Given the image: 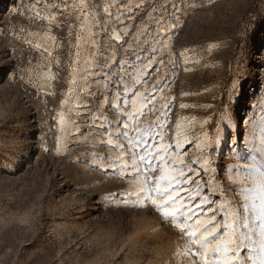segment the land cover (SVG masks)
Here are the masks:
<instances>
[{
  "label": "rangeland",
  "instance_id": "1",
  "mask_svg": "<svg viewBox=\"0 0 264 264\" xmlns=\"http://www.w3.org/2000/svg\"><path fill=\"white\" fill-rule=\"evenodd\" d=\"M14 2L0 0V159L22 158V163L0 169V264H203L189 254L188 236L172 221L163 220L150 203L140 207L131 202L135 195L126 193L138 191L145 178L125 175L130 169H109L105 161L122 154L115 145L127 148L128 140L114 135L109 144L108 134L118 131L116 121L121 122L119 130L128 121V134L134 139L148 135L142 131L136 136L134 127L158 131L165 144H174L179 134L184 149V137L196 141L208 133L214 138L230 104L236 120L243 118L260 89L257 64L264 55V19L259 17L264 16V0ZM174 3L179 8L176 15ZM128 4L140 5L138 10L133 7L131 19L125 11ZM17 6L19 13L13 11ZM105 6L111 16L103 11ZM118 12L124 13L122 21L113 22ZM116 32L122 41L114 39ZM153 48L158 49L153 59L163 63L145 69ZM112 53L127 63L123 80L115 79L119 65L109 73L118 89L101 79L99 71L95 81L91 74L81 78L103 61L111 63ZM137 53L141 61L134 59ZM142 70L150 73L143 86L133 83ZM237 79L238 97L233 95ZM158 82L155 102L141 107L142 98L131 90L143 93ZM124 84L130 89L127 104ZM89 91L93 95H87ZM132 100L144 115H135ZM129 112L134 113L131 119L121 115ZM258 112L257 108L252 117L255 125L249 121L239 128L238 146L221 145L223 151L213 153L217 164L211 172H202L204 164L197 161L211 148H197L194 142L186 150H174L196 170L191 178L201 188L208 182L203 194L215 200L212 208L224 203L225 210L244 215V196L249 194L245 189L253 188L248 166L253 158L259 164L264 155ZM93 116L103 128L90 127ZM158 119L165 127L157 126ZM77 125L83 135L77 133ZM228 139L232 142L235 136L229 133ZM166 164L174 174L171 153ZM160 175L157 169L147 180ZM217 218L223 222L221 214ZM202 219H207V212ZM191 251L203 250L193 244ZM239 255L248 258L250 251L245 248ZM217 258L208 253V259Z\"/></svg>",
  "mask_w": 264,
  "mask_h": 264
},
{
  "label": "snow or ice",
  "instance_id": "2",
  "mask_svg": "<svg viewBox=\"0 0 264 264\" xmlns=\"http://www.w3.org/2000/svg\"><path fill=\"white\" fill-rule=\"evenodd\" d=\"M121 2L124 3L125 0H121ZM14 3H16V0ZM133 7L138 10L140 5L132 6L128 4L125 8L130 19L134 16ZM58 8L59 5H56L53 8V11H56ZM13 11L19 13L20 9L17 6ZM103 11L111 16L110 8L108 6H105ZM178 12V5L174 3L172 5V15H176ZM123 14V12H118L114 17L113 22L122 21ZM259 19H264V16L259 17ZM178 26V24L170 25L169 28L175 29ZM252 30H255V24L252 25ZM123 32L126 34L129 32V29L125 28L123 29ZM114 39L116 41H122L121 33L116 32ZM156 51H158V49L153 48L152 54L147 57V62L144 64L145 69L163 63V60L153 59V55ZM77 55H79V53H77ZM109 59L111 60V63L109 60H105L100 63L97 68L86 71L81 78L84 79L91 74L93 81H95V72L99 71L101 79L111 82L113 87L118 89L120 85L114 83V80L109 76V73L112 72L113 68L119 65L120 70L114 74L115 79L123 80L127 70V63L126 61L115 59V53H112V56ZM134 59L141 61L142 54L137 53ZM257 67L260 69L258 73L261 77L260 89L250 102V111L237 121L235 112L230 104L228 110H226L221 117V124L217 126L214 138L210 137L208 133H203L202 137L197 138L196 141H191L188 140L187 137H184L183 143L185 148L182 149V141L179 134L177 135L174 144H165L158 131L152 133L147 129L141 130L138 127H134L133 131L138 137H141L142 131L148 132V135L142 136L140 139H134L133 136L128 134V121L123 122L122 130H119L121 122L116 121L115 125L118 131L109 132L108 134L107 142L109 144L114 135L123 136L128 140L127 148L123 145H115L116 147L121 148L122 154L115 159L109 158L105 161V163L108 164L109 169H116L118 171L130 169L131 171H126L124 174L133 177L143 175L145 178L138 191L135 193H126V195H135V201L131 202L138 204L140 207H146L150 203L153 210L158 211L163 220L172 221L177 229L188 236L189 254L199 257V259L203 261V264H248L249 258L252 260V264H264V155L261 156L259 164H257L255 158H253V163L248 166L253 172V188L245 189V191L249 193L244 196L245 201H248V203L244 204V215L241 216L236 209L225 210L224 203H220L216 205L215 208H212V205L215 204V200L210 198L209 195L203 194V192L207 190L208 182L203 181L204 188H201V186L197 184V181L191 178V175L196 170L185 163L182 155L175 154L174 152V150H186V147L194 142L196 143L197 148H211L212 152L204 153L200 157H197V161L203 162L204 164L201 171L211 172L213 170V165L217 164V161L213 159V153L222 152L223 148L221 145L227 146L231 143L233 147L238 146L241 141V137L238 135L239 128L249 121H252L254 125L256 124L252 117L255 110L258 108L259 124L257 126L260 131L258 139L260 152L264 154V55L260 57ZM142 73L143 75L133 80V83L143 86L144 77L150 75V73L143 70ZM248 74H250V68L246 64L244 66V75L247 76ZM87 83L88 81L85 80V84ZM240 85L241 81L239 79L233 81V88L235 90L233 93L234 96L238 97ZM123 89L125 104H127V95L130 91L128 84H124ZM131 91L132 95L136 96L137 99L142 98L141 107H143V105H149L155 102L154 93L160 91L159 82L157 85L147 88L143 93H139L138 89ZM87 95L91 96L93 93L89 91ZM120 98L121 93L117 91V101H119ZM103 103L106 105L109 104L107 96L103 97ZM131 104L135 115L142 116L145 114L136 108V100H132ZM116 107L119 108L118 103L116 104ZM166 107L167 105H165V108ZM134 113H121V115H127V117L131 119ZM84 114L85 113H81V115ZM101 115H103V113H101ZM165 118L166 116L161 117L160 119ZM96 120L97 117L93 116L90 122V127L99 126L103 128L104 124L101 123L100 125H97ZM84 123L89 124V121H84ZM156 123L158 127H165L160 124L159 119ZM204 123H207V120H205ZM64 124L63 113H61L60 130L62 133L64 131ZM77 133L79 135L84 134L79 130L78 125ZM229 133L235 136V140L232 142L228 139ZM158 137L159 139H157ZM249 138L251 137L249 136ZM103 142L104 141H101V143ZM153 148H155V151H153ZM128 149H131V152L128 155H124L123 153L127 152ZM57 151L59 152V149H57ZM170 153L172 154L173 159L171 171L174 173L171 175L169 174L170 170L166 164V160ZM177 160H179V164L176 163ZM12 163H16V165L19 166V164L22 163V158L16 162L0 159V169L8 168ZM141 165H143V167H141ZM161 165L164 167L160 168ZM157 169L161 170V175L149 182L147 177ZM200 174L201 173H196L197 177H199ZM194 184L196 185L195 188L192 187ZM110 196L111 198H115V194H110ZM125 202L127 203L130 201L125 200ZM206 212L207 219H202ZM218 214L223 216V222L217 218ZM221 230H223V235H220ZM257 233L258 239L256 238ZM217 237L219 238L217 239ZM193 244L198 245L203 251L192 252L191 247ZM245 248L249 249L250 256L248 258H240L239 254ZM209 252L214 256H218V258L212 260L208 259Z\"/></svg>",
  "mask_w": 264,
  "mask_h": 264
}]
</instances>
